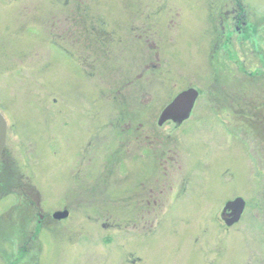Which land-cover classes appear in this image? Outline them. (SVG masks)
I'll return each mask as SVG.
<instances>
[{
    "label": "rangeland",
    "instance_id": "1",
    "mask_svg": "<svg viewBox=\"0 0 264 264\" xmlns=\"http://www.w3.org/2000/svg\"><path fill=\"white\" fill-rule=\"evenodd\" d=\"M213 1L220 12L235 7L0 0V110L9 128L0 175H18L26 187L0 186V264H264L263 180L213 94L228 93L222 101L232 105L264 89V40L234 36L230 55L215 51ZM244 4L264 24V0ZM89 30L103 36L100 51ZM242 62L260 75H245ZM190 87L200 99L189 121L158 125ZM244 93L248 100L236 97ZM122 113L137 115L126 165L114 154L128 135L126 123L116 124ZM237 194L247 212L227 233L222 209ZM146 199L151 209L158 201L157 211ZM65 209L69 218L55 220Z\"/></svg>",
    "mask_w": 264,
    "mask_h": 264
},
{
    "label": "flooded vegetation",
    "instance_id": "2",
    "mask_svg": "<svg viewBox=\"0 0 264 264\" xmlns=\"http://www.w3.org/2000/svg\"><path fill=\"white\" fill-rule=\"evenodd\" d=\"M231 1H232V3L235 4V7L229 8V10L227 9L225 11L222 10V12H220V8L222 6L221 2L218 4V6H216L215 1H213V4H212L213 10L215 8L219 9V11L217 10L218 16L215 19V23H217V25L220 26V28H221V30L218 31V30H216L217 25H215V30L217 33V36L215 37V39L213 41L215 44V51L217 50V47H220V45H221V47L223 46L224 50L226 51L225 54H228V55H230L232 48H234V47L236 48V46H237V45H235L236 43L234 41V36H237L238 38L241 39L240 43L241 42L242 43L243 42H252V40L253 41L254 40L259 41L262 39L264 40V34H263V30H262L264 28V24L261 21L257 22L255 20L253 21L252 19L250 20L249 12H248V10H246V8L244 6L245 0H231ZM214 16H215V14H214ZM218 26H217V29H218ZM227 46H231V49L227 48ZM238 46L241 48L242 44H241V46H240V44ZM241 49H239V50H241ZM256 49H257V47H256ZM253 51L255 52V49L252 48L251 52H253ZM263 53H264V51H263ZM263 53H262V51H259L262 62L264 61ZM245 62H247L246 59H245ZM242 64L244 67L243 72L245 73V75L257 77V74H259V72L256 69H253L254 64H249L248 66L244 62H242ZM263 64L264 63H262V65ZM258 66L256 65L255 68H257ZM253 73H256V74L254 75ZM261 73L264 74V69H263V71L261 70ZM263 77H264V75H263ZM215 80H216V76L213 77L212 83L215 84ZM213 94H214V98L216 99L215 101L217 103L216 108H218L221 111L223 110L222 112L225 111L229 114L230 113L233 114L232 122H228L229 128H232V130L229 132V134H231L234 137V139L235 138L242 139L245 141V143H247L246 144V146L248 145V148H247L248 152L247 153H249L251 155L252 164H253L252 168H250L251 169L250 171L251 172L253 171V176L255 175L257 178L259 177L263 180L262 188H259V189H261L260 190V192H261L262 189L264 188V89L261 88V90L257 93V95L252 97L249 101L239 103V104H232V105H226L222 101V98H223L222 96L227 97L229 100L230 96L228 93H225L222 96H217V95H215V93H213ZM236 97L239 99L241 98V101L242 100L244 101L246 99L248 100L249 96L246 93H244V94H241V95L236 96ZM199 99L200 98L198 97V100L196 101L195 106L193 108L194 110H193L192 114L196 110L195 107H196ZM230 101L233 102V99ZM192 114H191V116H192ZM191 116L189 117V119L191 118ZM125 118L127 121L123 120ZM135 118H137L136 114L132 113V115L128 114L126 116L124 113H122L120 120H118V122L116 123L119 125V124H121L120 123V121H121V122H124L127 124L126 129H124V128L121 129V130H123L121 132H122V134L127 133L128 135L126 136V138L121 137L119 139L118 145H120V146H118V148L116 150L117 152L114 153L115 155L118 156L117 162H119V163L122 162V165H126L125 164L126 159L129 155V153L131 154V152L129 151V148H127L129 145L128 143L132 142L129 139L130 134L128 132L129 131L128 129L132 128ZM189 119L184 121V123L189 121ZM232 125H234V126H232ZM179 127H181V126H179ZM124 130H127V132H124ZM149 136H147V137H149ZM253 137L259 138V140L256 142L254 147L252 145V141H250L251 139H253ZM126 142H127V144H126ZM257 143H260V144L258 145ZM4 155H5V152H4L3 157H2L3 159L1 158L2 161H4ZM91 162H92V159H91ZM157 168H158V165H157L156 169ZM238 197H243V196L240 194H237V196L227 199L226 203H224V207L222 209V212L225 209V207L227 206L228 201L238 199ZM146 201H147L146 204L150 208L151 200L146 199ZM245 202L247 203L246 199H245ZM255 203L258 205V202H255ZM157 204H158V201L155 199L154 200V207L152 209L150 208L149 212H152V210L157 211V209H158ZM247 206H248V203L246 204V208H245L244 212L242 213L243 215H242L241 219L239 220V222H237L233 225H227L226 224L227 221L232 218L231 217L232 210H228L226 212V214H225L226 218H225V220L223 219V222L226 226L224 228L225 232L230 233L231 228H233V227L237 226L239 223H241L242 219L245 216V213L247 212ZM37 213L39 216V220H37V224L42 225L43 224L42 222L45 220L44 215L39 213V212H37ZM251 214H252V216L254 215L253 211H251ZM53 217H54V215H53ZM67 218H69V217H67ZM251 218H253V220H256V217H254V216ZM65 220H67V219H65ZM61 221H64V220H61ZM38 227H39V225L35 226V230L32 233L33 236H30L25 241L26 244H28L30 242L32 243L38 237V235L35 234L36 232H39L41 230V228H40L38 231H36ZM239 231H241L240 226L238 227L236 232H239ZM227 233H225V234H227ZM25 246H27V245H25ZM24 248H26V247H24ZM252 255L253 254L251 253L250 254L251 258H249L250 263L254 258Z\"/></svg>",
    "mask_w": 264,
    "mask_h": 264
},
{
    "label": "water",
    "instance_id": "3",
    "mask_svg": "<svg viewBox=\"0 0 264 264\" xmlns=\"http://www.w3.org/2000/svg\"><path fill=\"white\" fill-rule=\"evenodd\" d=\"M199 92L195 88H190L189 90H185L180 92L171 103L167 107H165L162 111V114L159 118V124L163 125L168 120L172 119L178 125H181L184 121H186L193 111V107L198 99ZM7 121L4 118L1 110H0V156L4 151V147L6 145V137H7ZM246 203L243 198L238 197V199L234 201H229L227 203V207L222 214L225 218V213L228 209L232 210L231 219L227 221V225H233L237 223L242 217V213L245 209ZM69 216V211H57L55 214V219H65Z\"/></svg>",
    "mask_w": 264,
    "mask_h": 264
},
{
    "label": "trees",
    "instance_id": "4",
    "mask_svg": "<svg viewBox=\"0 0 264 264\" xmlns=\"http://www.w3.org/2000/svg\"><path fill=\"white\" fill-rule=\"evenodd\" d=\"M90 32H88V36L90 37L89 39L92 41H94V43H92L91 42V44L93 45V46H95L96 47V49H97V47H98V50L100 51V48L102 49V46H104L105 45V42L103 41V36L101 37L100 35H99V33H96L95 32V30H89ZM92 38V39H91ZM102 38V39H101ZM96 41V42H95ZM104 48V47H103ZM87 57H89V56H87ZM86 60V59H85ZM3 173L0 175V186H1V184H3V183H5V184H3V185H6V186H10V187H12L13 185H14V187L15 188H20V189H24V188H26L23 184H21V179H20V177L17 175V176H14V175H12L11 177H10V174H8V171H5L4 169H3V171H2ZM17 179V180H16ZM21 181V182H18V181ZM17 181V182H16ZM24 186V187H23Z\"/></svg>",
    "mask_w": 264,
    "mask_h": 264
}]
</instances>
